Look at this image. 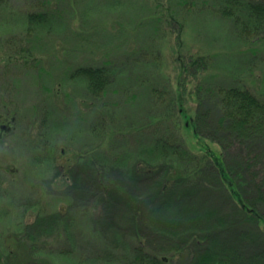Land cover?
<instances>
[{
  "label": "rangeland",
  "instance_id": "374dc122",
  "mask_svg": "<svg viewBox=\"0 0 264 264\" xmlns=\"http://www.w3.org/2000/svg\"><path fill=\"white\" fill-rule=\"evenodd\" d=\"M13 1L16 12L0 14V41L39 36L42 47L38 46L34 53L44 70L22 63L6 69L0 64V107L16 112V118L3 116L6 121L0 134L3 260L8 248L3 239L6 232L23 233L28 223L36 221L42 205L46 213H53L56 205H64L69 213L66 224L53 220L50 227L47 221L42 228L40 225V236L50 241L49 248L81 257L82 264H110L115 259L113 253L126 256L137 240L139 225L133 220L125 195L97 205L92 197H82L76 208H68L62 191L46 190L54 181V154L62 159L60 150L66 154L76 150L97 152L96 157L108 164L124 155V160L115 164L121 171L117 178L131 184L130 190L143 197L156 179L128 180L126 161L139 155L141 126L167 110L166 104L159 102L169 101V93L180 79L179 61L192 53L211 54L215 71H226L230 78H237L238 84L259 92L257 78L264 75V40L252 43L259 46L262 56L254 58L243 51L251 39L239 36L229 19L212 13V6L220 0H51L49 6L58 7L61 19L54 28H36L31 36L26 34L23 12L37 10L38 0ZM107 59L115 67L116 78L108 93L92 96L86 81L70 72L76 66L102 64ZM157 88L160 93L154 91ZM45 114L52 121L49 144L54 143L55 148L50 152L47 144L37 147L39 134L47 131L41 124ZM182 130L202 153L192 131ZM210 145L219 151L215 144ZM92 178L91 173V182ZM232 210L231 202L221 192L204 190L171 211L187 221L177 225L179 228L151 217L140 222L139 227L141 235L150 238L145 241L147 249L159 251L168 247L167 241L172 242L175 231L212 227L223 212L230 214ZM157 237L163 240L159 242ZM235 238L231 233L227 241ZM220 242L228 247L226 240Z\"/></svg>",
  "mask_w": 264,
  "mask_h": 264
},
{
  "label": "trees",
  "instance_id": "16d2710c",
  "mask_svg": "<svg viewBox=\"0 0 264 264\" xmlns=\"http://www.w3.org/2000/svg\"><path fill=\"white\" fill-rule=\"evenodd\" d=\"M51 2L38 0L37 10L23 12L27 35L39 27L56 26L62 13L58 7H50ZM211 9L212 13L229 19L239 36L251 39L243 51L254 58L262 56L259 46L252 43L264 40V0H220ZM14 10L13 0H0V14H11ZM41 41L39 36L0 41V64L6 69L22 63L44 70L34 53ZM210 57L213 55L192 53L179 61L180 79L170 91L169 101L159 102L166 104L167 110L154 115L151 122L139 129L142 131L139 155L127 159L125 169L126 178L134 182L156 179L151 191H146L143 197L130 190L131 184L117 178L121 171L115 164L124 160V155L112 160V164L100 161L97 152L81 150L71 154L60 150L62 159L55 154L52 157L54 181L49 182L46 190L62 191L66 196L62 200L68 208H76L82 197H92L97 205L123 193L139 226L151 217L179 228L186 220L171 211L204 190H218L231 202V213L223 212L212 227L175 231L172 242L167 241L168 247L159 251L147 249L145 241L149 236L141 235L138 226L136 243L128 248L126 256L110 254L115 258L110 264H264V75L257 78L261 89L256 92L238 84L237 78H230L228 72L215 71ZM70 73L84 79L89 94L95 97L108 93L116 78L110 59L102 64L76 66ZM154 91L160 93L159 89ZM15 113L14 109L0 107V134L6 121L3 116L16 118ZM44 116L41 124L47 131L39 134L37 147L47 144L46 150L50 152L55 148L54 143L49 144L52 121L48 114ZM147 128L150 130L146 131ZM182 129L192 131L202 153L190 144ZM210 144H215L219 151ZM43 208L42 205L36 221L22 229L23 233H5L3 239L8 248L5 260L0 250V264H82L81 257L82 261L64 255L65 250L54 252V248H49L50 241L40 236L44 221L49 222V227L53 220L66 224L69 213L65 206L56 205L53 213H46ZM231 233L236 238L229 243ZM221 239L228 242V247L222 245ZM156 240L160 242L163 238Z\"/></svg>",
  "mask_w": 264,
  "mask_h": 264
}]
</instances>
